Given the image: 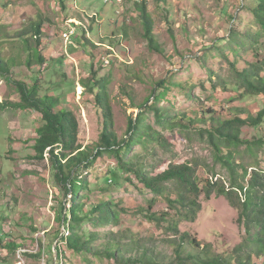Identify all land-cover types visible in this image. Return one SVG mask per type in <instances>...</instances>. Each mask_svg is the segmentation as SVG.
I'll return each instance as SVG.
<instances>
[{
	"label": "rangeland",
	"instance_id": "rangeland-1",
	"mask_svg": "<svg viewBox=\"0 0 264 264\" xmlns=\"http://www.w3.org/2000/svg\"><path fill=\"white\" fill-rule=\"evenodd\" d=\"M62 2L0 0V39L11 35L14 40L8 43L20 44L18 36L28 31L33 23L40 22L44 31L38 54L45 60L40 64L39 55L25 45L23 55L12 47L13 52L9 51L7 55L16 57L17 62L10 64L7 76L0 72V102L21 103L17 83L27 87L37 84L39 98H53L56 110L73 112L78 122L77 144L82 149L95 150L101 139L104 125L96 103L99 93H106L114 115L112 130L121 140L126 137L129 117L137 118L141 112L138 106L149 99L162 80H165V86L172 87V92L167 95L169 100L162 102V106L169 107L173 103L174 116L182 125H189L190 120L196 118L204 121L214 118V122L222 124L244 110L245 118L257 117L264 110V96L241 98L225 89V85L213 89L219 81L218 76L230 79L233 62L243 65L241 61L256 60L252 52L245 50L241 51L242 57H236L227 46L232 28L231 14L240 16L239 26L243 33L248 27L254 32L257 30L252 25L254 17L250 11H237L239 0H167L166 3L123 0L121 4L115 0L107 4L104 0ZM142 3L153 21L152 33L158 49H152L145 38L138 6ZM249 3L257 4L256 0H249ZM72 31L75 32L73 36ZM31 44L37 45L35 40ZM177 83L194 85L192 98L173 86ZM146 121L157 128L151 114ZM42 124V114L35 109L8 107L0 111V264H122L104 254L95 255L112 241L109 239L111 233L119 239L127 237L121 239L128 247L124 255L126 251L129 255L130 251L142 253L143 249L149 248L158 260L173 261L176 251L183 246L180 236L169 230L170 225L165 222L161 226L149 223L144 212L154 201L152 213L177 214L178 209L171 210L167 201L169 197L176 200V188L170 186L163 195L156 196L133 174L119 170L117 160L108 156L99 158L93 168L83 174L89 189L80 195L85 196L86 210L90 204L113 200L114 211L120 210L118 223H109L99 230L102 240L94 244L102 247H95L96 252L91 254L74 253L65 242L58 245L54 234L59 229L65 233V229L56 217L61 204L67 210L73 204L72 195L66 196L55 180L49 153L43 159L36 157L37 129ZM201 126L204 128L205 122ZM162 134L171 146L166 149L154 143L147 148L142 144L136 146L134 154L137 158L133 166L139 165L147 175L155 176L162 172L157 167L162 163L166 169L171 162H195L202 189L207 180L217 181L220 176L231 186L229 171L215 166L212 147L196 138L193 131L189 140L185 138L186 133L177 129L165 130ZM243 138L264 140V125L246 127ZM258 159L264 170V149L255 159H247L250 176L255 170L251 167ZM110 169L122 176L118 182L107 184L105 180ZM216 172L220 174L217 178ZM200 202L202 211L196 222H185L176 215L181 231L200 240L203 248L211 247L214 254L231 256L246 235L245 228L239 225L238 211L226 196L216 192L210 200L203 193ZM92 226L89 220L84 221L79 232L90 233ZM10 245L15 248L11 249ZM187 248L184 245V249ZM255 262L261 264L263 259L255 258Z\"/></svg>",
	"mask_w": 264,
	"mask_h": 264
},
{
	"label": "trees",
	"instance_id": "trees-1",
	"mask_svg": "<svg viewBox=\"0 0 264 264\" xmlns=\"http://www.w3.org/2000/svg\"><path fill=\"white\" fill-rule=\"evenodd\" d=\"M157 1L167 2V0ZM256 3L250 5L249 0H239L237 11H250L254 17L252 25L257 30L254 32L248 27L243 33V28L239 26L240 16L231 14L232 28L227 38L229 42L227 46L235 53L236 57H239L241 51L245 50V52H252L256 60L254 62L241 61L243 65H239L240 62H233L230 79H222L218 76L219 81L213 86L214 90L225 85V89L238 94L241 98L264 96V58H262L264 55V0H256ZM138 6L145 27V38L149 41L152 49H158L152 33L153 21L148 14L146 5L142 3ZM43 31L42 23L36 22L31 25L28 31H24L18 36L21 38L20 44L8 43L14 40L11 35L8 38L0 39V72L3 75L7 76L10 72V64L17 62L16 57L7 55L9 51L13 52L12 47L22 53L23 45H25L27 49H33L38 54ZM34 40L37 43L36 46L31 44ZM215 47L217 46L215 45ZM4 48L7 49L4 50ZM38 60L40 64L45 63L41 55L38 56ZM31 64L32 62L29 61V65ZM213 74L214 72L211 71V75ZM165 83V80L160 81L153 89L149 99L138 106L141 112L137 118L129 117L126 137L122 140L112 130L114 115L112 107L107 101L106 93H99L96 103L101 110L104 126L99 144L93 151L87 148L82 149L77 144L78 122L73 112L67 109L56 110L53 106L56 100L53 98L48 96L39 98L37 96V84L27 87L23 83H17L21 94V103L0 102V111H5L8 107L31 108L42 114L43 124L37 129V139L34 146L36 157L43 159L44 155L49 153L55 180L66 196L67 194L72 195L71 201L73 203L68 210L61 204L56 221L64 227L65 233L59 229L54 234V240L59 241L58 245L65 242L67 248L74 253L91 254L97 247L94 242L102 240L99 230L104 229L109 223H113V225L118 223L120 210L114 211L113 200H102L98 204H90L91 206L89 205L86 210L87 205L83 202L85 196L80 195L81 192L89 189L83 174L93 168L94 163L99 158L108 156L117 160L119 170L133 174L143 187L156 196L163 195L165 189H169L170 186L176 188L174 189L178 193L176 200L169 197L167 201H169L171 210L177 211L178 209L177 214L171 215L170 212L152 213L151 208L155 203L153 201L150 204L151 208L144 212V217L149 223L159 226L163 222L169 224L168 229L180 236L183 246L178 248L173 261L158 260L157 256H152L149 248L143 249L142 253L130 251L129 255H126V251L124 255V250L128 247L123 245L121 239L127 237L119 239L111 233L109 239L112 241L107 242L102 251H95L96 256L104 254L109 259H115L122 264H257L255 258L263 259L261 264H264V170L260 168L261 164L258 159L256 165L251 167L255 170L250 176V168L247 163L248 158L255 159L260 150L264 149V140L243 138L246 127L260 128L264 125V110L260 111L257 117L252 115L249 118L244 117V110L231 119L225 120L222 124L214 122V118L209 121L196 118V120H190L189 125H182L177 122V116H174L173 103L169 107L162 106V102L169 100L167 95L172 92V87L165 86ZM173 86L179 91L187 93L188 98H192L194 85L185 86L177 83ZM148 114H151L155 120L157 128L146 121ZM180 117L181 119L184 118V116ZM204 122L205 127L203 128L201 125ZM209 122L211 125H207ZM176 129L182 134L186 133L185 138L187 140L191 139L190 132L193 131L196 138L212 147L215 166L218 168L221 166L230 173V187L225 178L220 176L217 181L207 180L203 190L200 186L195 162H171L166 169H164L165 164L162 163L157 166L158 169H162V172L155 176L147 175L139 165L133 166V161L137 158V155L134 154L136 146L142 144L144 148H147L149 144L154 143L158 147L166 149L171 145L162 132ZM127 155L129 156L126 157ZM219 175L216 172L215 178ZM121 176L115 169H110L105 181L107 184L118 182ZM249 176L250 179H248ZM128 180L131 181L130 178ZM104 191L108 192V189L104 188ZM215 192L219 196H226L232 207L239 213V225L246 230L242 244L235 248L231 256L214 254L209 246L203 248L200 240L194 238L190 233L181 231L176 220V215H179L185 222H196L199 213L202 211L200 202L202 194L206 193L207 200H210ZM88 220L93 225L92 232H79L84 221ZM184 245L189 248L184 249ZM10 248L13 249L15 246L10 245ZM56 249L58 256H60L59 246ZM192 250H197V253ZM41 253L43 254L44 251Z\"/></svg>",
	"mask_w": 264,
	"mask_h": 264
},
{
	"label": "built area",
	"instance_id": "built-area-1",
	"mask_svg": "<svg viewBox=\"0 0 264 264\" xmlns=\"http://www.w3.org/2000/svg\"><path fill=\"white\" fill-rule=\"evenodd\" d=\"M105 1V3L107 4V3H109L111 0H104ZM116 1V3H118V4H121V2L123 1V0H115ZM75 31V30H74ZM74 31H72L71 32V35L73 36V34H75V32ZM65 36V38H68V35L67 34H65L64 35Z\"/></svg>",
	"mask_w": 264,
	"mask_h": 264
}]
</instances>
